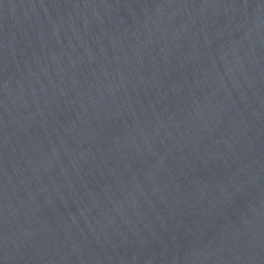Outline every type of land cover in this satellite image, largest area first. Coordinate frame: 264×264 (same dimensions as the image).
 Listing matches in <instances>:
<instances>
[{
	"label": "water",
	"instance_id": "1",
	"mask_svg": "<svg viewBox=\"0 0 264 264\" xmlns=\"http://www.w3.org/2000/svg\"><path fill=\"white\" fill-rule=\"evenodd\" d=\"M0 264H264V0H0Z\"/></svg>",
	"mask_w": 264,
	"mask_h": 264
}]
</instances>
